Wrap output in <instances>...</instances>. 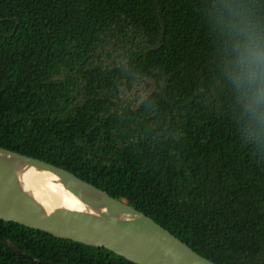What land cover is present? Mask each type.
Listing matches in <instances>:
<instances>
[{"label": "trees", "instance_id": "16d2710c", "mask_svg": "<svg viewBox=\"0 0 264 264\" xmlns=\"http://www.w3.org/2000/svg\"><path fill=\"white\" fill-rule=\"evenodd\" d=\"M241 23L264 31V0H1L0 146L74 173L217 264H264V135L224 72ZM144 81L137 104L124 100ZM8 241L56 264H136L3 220L0 264H43Z\"/></svg>", "mask_w": 264, "mask_h": 264}, {"label": "water", "instance_id": "95a60500", "mask_svg": "<svg viewBox=\"0 0 264 264\" xmlns=\"http://www.w3.org/2000/svg\"><path fill=\"white\" fill-rule=\"evenodd\" d=\"M0 220L106 248L136 264H217L105 190L64 168L2 146ZM8 246L33 261L56 264L35 258L10 241Z\"/></svg>", "mask_w": 264, "mask_h": 264}, {"label": "clouds", "instance_id": "9594fccd", "mask_svg": "<svg viewBox=\"0 0 264 264\" xmlns=\"http://www.w3.org/2000/svg\"><path fill=\"white\" fill-rule=\"evenodd\" d=\"M249 127L264 135V31L241 23L234 29L224 68Z\"/></svg>", "mask_w": 264, "mask_h": 264}, {"label": "rangeland", "instance_id": "374dc122", "mask_svg": "<svg viewBox=\"0 0 264 264\" xmlns=\"http://www.w3.org/2000/svg\"><path fill=\"white\" fill-rule=\"evenodd\" d=\"M150 83V81H144L143 83L137 84V86L133 87L132 91L123 90L122 97L127 102L129 101L130 103L137 104L138 101H140L143 96L149 92L151 88Z\"/></svg>", "mask_w": 264, "mask_h": 264}]
</instances>
